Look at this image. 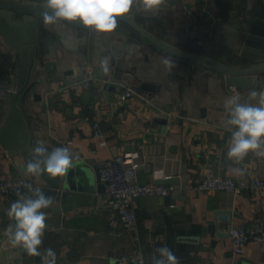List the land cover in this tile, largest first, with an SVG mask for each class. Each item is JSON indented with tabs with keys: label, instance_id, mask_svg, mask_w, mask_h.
Returning <instances> with one entry per match:
<instances>
[{
	"label": "crops",
	"instance_id": "1",
	"mask_svg": "<svg viewBox=\"0 0 264 264\" xmlns=\"http://www.w3.org/2000/svg\"><path fill=\"white\" fill-rule=\"evenodd\" d=\"M41 14L33 86L23 102L35 124V138L54 149L67 147L75 162L93 171L112 155L138 151L148 166L139 173L140 183H157L165 176L180 180L170 183L176 186L171 195L135 201L146 264H153L154 255L161 258L156 249L163 246L180 264H264V244H249L244 255H237L228 232L230 222L235 226L264 215V192L232 195L193 188L207 168L224 176L264 177V157L250 152L239 163L227 157L231 133L225 101L239 95L241 102L255 104L249 93L260 89L235 90L211 67L172 58L131 34H100L67 22L46 26ZM260 14L264 0H165L158 15L138 6L129 15L172 46L228 62L250 52L248 36ZM28 18L38 25V18ZM105 57L108 74L101 69ZM161 57L174 66H164ZM17 59L15 48L0 36V85L13 88ZM247 78L254 82L256 75ZM141 82L154 88L141 90ZM127 87L136 94L126 97ZM9 93L6 89L0 96V127ZM94 119H99L104 138L95 136ZM18 162L0 148V177L25 173L35 185V175L22 171ZM28 193L29 188L1 202L0 264H42L41 257L12 247L5 235L10 223L14 230L7 210ZM66 208L46 212L42 253L53 249L56 264H129L116 255L132 252L137 244L112 213L105 191L73 200Z\"/></svg>",
	"mask_w": 264,
	"mask_h": 264
},
{
	"label": "water",
	"instance_id": "2",
	"mask_svg": "<svg viewBox=\"0 0 264 264\" xmlns=\"http://www.w3.org/2000/svg\"><path fill=\"white\" fill-rule=\"evenodd\" d=\"M41 2H25L21 0H0V36H2L17 53V62L14 66L13 91L8 94L7 108L0 127V148L9 155L18 159V166L26 171L28 162L43 161L45 157L34 154V149L43 146L45 155L51 154L53 146L38 140L34 136V122L26 115L23 102L29 95L33 86V69L37 59V41L43 31L39 15L44 11ZM24 15L22 20L14 19V14ZM38 18V25L29 22L28 16ZM77 28H86L79 22H67ZM254 30L248 36L247 50L240 57L225 62L213 56L200 52L184 50L170 45L141 24L138 18L131 15L118 18L115 29L123 34H131L135 40L145 41L160 52L179 60L194 61L211 67L225 80L228 87L243 90L254 87L264 90V14L257 16ZM246 50V51H247ZM247 61L251 64L247 65ZM256 75L253 81L249 76ZM141 90H152L153 85L141 82ZM39 98L38 95L35 96ZM38 142H42L38 143ZM43 167V164L41 165ZM35 185L27 198L35 199L34 192L40 189L47 196L53 198L54 211H67L66 204L78 199L88 198L96 190L105 191V184L101 181L99 169L94 171L82 162L74 161L73 166L64 176L52 177L47 173L35 175ZM178 177L159 180V184L179 183ZM43 211L48 212L49 209ZM53 209V208H52ZM227 218V216H225ZM232 221V220H231ZM228 226L230 234L233 224Z\"/></svg>",
	"mask_w": 264,
	"mask_h": 264
},
{
	"label": "clouds",
	"instance_id": "3",
	"mask_svg": "<svg viewBox=\"0 0 264 264\" xmlns=\"http://www.w3.org/2000/svg\"><path fill=\"white\" fill-rule=\"evenodd\" d=\"M164 4L165 0H44L41 15L46 26L79 22L95 33L108 34L117 28L118 18L129 16L137 6L144 13L158 15ZM161 63L168 68L174 66V61L168 57H161ZM101 69L105 74L109 73L107 57L102 59ZM248 99L256 103L241 102L239 95L230 96L225 101L229 110L226 123L231 133L227 157L237 163L243 161L250 152L264 157V90H251ZM33 151L35 155L45 158L43 161L28 162L26 172L29 174L64 176L73 166L74 158L67 147H57L49 155H45L43 146ZM78 158L77 155L75 159ZM239 175H243V171H239ZM27 187L31 190V185ZM34 195L35 199L20 198L11 203L7 215L14 222V230L10 223L5 235L12 247H21L28 255L41 257L42 264H56L57 257L53 249H45L43 253L40 251L47 227V214L43 210L51 207L53 198L40 189H36ZM156 252L161 258L156 259L154 255L153 264H180L179 258L167 246L157 248Z\"/></svg>",
	"mask_w": 264,
	"mask_h": 264
},
{
	"label": "built area",
	"instance_id": "4",
	"mask_svg": "<svg viewBox=\"0 0 264 264\" xmlns=\"http://www.w3.org/2000/svg\"><path fill=\"white\" fill-rule=\"evenodd\" d=\"M3 90L13 91L0 85ZM135 90L127 87L124 95L132 97ZM5 95V94H4ZM94 134L104 138L99 119L93 120ZM147 163L138 151L115 154L102 160L99 164V175L105 184V197L111 204L112 213L121 221L134 237L137 248L130 253L117 254V259L129 264H146V258L141 247V228L135 201L140 197L167 196L175 190L174 184L140 183L139 173L147 169ZM170 178V176H165ZM31 178L25 173L13 176L0 177V206L4 199L21 194L27 190V185H33ZM198 191H221L227 194H240L246 190H260L264 192V177H231L218 174L212 168L203 172L202 178L193 185ZM1 210V209H0ZM230 235L233 240V252L244 255L249 244H264V215L256 217L249 223H240L233 226Z\"/></svg>",
	"mask_w": 264,
	"mask_h": 264
}]
</instances>
